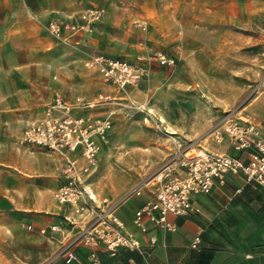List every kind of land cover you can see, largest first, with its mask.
Instances as JSON below:
<instances>
[{
  "label": "rangeland",
  "instance_id": "374dc122",
  "mask_svg": "<svg viewBox=\"0 0 264 264\" xmlns=\"http://www.w3.org/2000/svg\"><path fill=\"white\" fill-rule=\"evenodd\" d=\"M19 1L0 0V8L17 15ZM92 7L105 14L90 30L72 38L48 31L53 22L82 26L81 11ZM159 53L176 65H160ZM99 54L131 62L143 57L150 77L126 90L104 85L85 65ZM33 58L43 60L52 96L56 90L94 100L93 108L77 114L111 116L108 142L86 183L101 207H111L177 155L224 145L222 124L229 116L262 117L264 0H23V61ZM22 127L13 126L12 147ZM216 130L223 135L220 144ZM56 248L46 241L25 247L12 241L0 264H47Z\"/></svg>",
  "mask_w": 264,
  "mask_h": 264
},
{
  "label": "crops",
  "instance_id": "0c3cea01",
  "mask_svg": "<svg viewBox=\"0 0 264 264\" xmlns=\"http://www.w3.org/2000/svg\"><path fill=\"white\" fill-rule=\"evenodd\" d=\"M19 7L14 11L17 15H13L11 9L0 8V242H4L0 246V259L9 257L6 244L12 241L23 242V247L31 241L36 244L46 241L57 247L46 263L63 264L58 259L60 251L85 223L74 215L70 205H59L52 199V194L62 184V163L58 157L22 147L19 141L28 125L43 116L45 107H42L55 96L70 104L77 99L87 103L94 100L81 96L68 98L56 90L52 96L46 88L43 60L23 61V0L19 1ZM88 111L85 109L83 114ZM109 114H113L112 111ZM259 116L262 117L256 121L264 129V113ZM19 122L23 127L12 147L13 126ZM224 142V145H212L210 151H205L248 160V152L232 150L227 137ZM153 192L152 187L147 186L140 196L134 195L111 206L115 207V214L126 230L140 241L142 249L120 251L111 257L101 248L98 253L101 264H264V186L230 175L225 185L216 183L210 194L194 198L197 211L191 216L169 215L172 231L164 233L146 220L148 233L145 234L135 226L134 218L136 211L154 198ZM73 216L76 225L69 228L66 225L65 233H41L44 228L61 224L64 217ZM11 231L14 234H9ZM151 236L157 238L153 249L149 248ZM197 236L201 242L193 249L192 243ZM78 252L88 264V251L80 248Z\"/></svg>",
  "mask_w": 264,
  "mask_h": 264
},
{
  "label": "built area",
  "instance_id": "2783aa9c",
  "mask_svg": "<svg viewBox=\"0 0 264 264\" xmlns=\"http://www.w3.org/2000/svg\"><path fill=\"white\" fill-rule=\"evenodd\" d=\"M105 9L87 8L80 18L82 26L75 24L59 25L53 22L48 31L61 38L77 36L81 30H90L101 20ZM138 57L136 62L111 58L106 55H94L86 61V67L95 71L102 81L121 90L136 87L150 77L148 66ZM156 60L162 66L174 67V58L156 54ZM104 97H102L103 99ZM96 103H86L77 99L70 104L62 97H56L49 104L41 118L33 121L24 130L19 144L29 149H38L58 157L62 163V184L55 192L59 205H70L74 215L81 217L84 228L69 241L58 255L63 264H85L79 255V249L88 251V264H101L99 250L103 248L111 257L120 251H140V241L126 230L124 223L115 214V207H101L92 198L87 181L98 168V158L103 144L108 142L113 127L111 116L89 118L77 113L93 108ZM151 118V114H149ZM149 123V118H145ZM223 132L230 140L232 150L248 152L247 161L227 153H212L205 150L196 155L190 152L179 154L167 162L151 180L127 193L125 199L140 196L144 187L151 186L154 198L145 203L135 213L134 224L142 233H148L145 221H150L155 229L164 233L172 231L168 216L188 217L197 211L194 198L208 195L214 185H225L230 175L243 177L247 183L264 186V129L253 117L229 116L222 124ZM216 130L215 141L221 143L223 135ZM241 189L237 190L239 194ZM64 217L61 224L41 230L43 235L65 233V226L76 225V218ZM200 237H196L192 248L197 249ZM157 244L155 236L150 237L149 248Z\"/></svg>",
  "mask_w": 264,
  "mask_h": 264
},
{
  "label": "bare ground",
  "instance_id": "6f19581e",
  "mask_svg": "<svg viewBox=\"0 0 264 264\" xmlns=\"http://www.w3.org/2000/svg\"><path fill=\"white\" fill-rule=\"evenodd\" d=\"M90 194H91V192H90ZM91 196H92V198H93V197H95V195H94V194H93V195L91 194ZM94 199H95V198H94ZM95 201H96V199H95Z\"/></svg>",
  "mask_w": 264,
  "mask_h": 264
}]
</instances>
